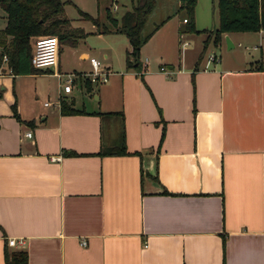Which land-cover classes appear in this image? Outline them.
<instances>
[{
    "label": "crops",
    "instance_id": "1",
    "mask_svg": "<svg viewBox=\"0 0 264 264\" xmlns=\"http://www.w3.org/2000/svg\"><path fill=\"white\" fill-rule=\"evenodd\" d=\"M131 4L123 0L119 16ZM183 17L166 16L136 68L124 56L113 69L109 48H98L104 82L85 75L94 56L79 40L121 33L99 32L90 19L84 31L82 19L67 18L85 35L60 44L54 66L14 73L1 58L0 264L20 250L27 264H264V30L223 32L217 44L206 34L202 51L225 34L232 47L260 51L255 59L210 50L207 64L184 32L215 31L218 12L216 27L194 22L198 32ZM41 77L53 82L40 101ZM74 91L90 98L76 106ZM60 100L79 111L61 113ZM120 141L126 153L96 154Z\"/></svg>",
    "mask_w": 264,
    "mask_h": 264
},
{
    "label": "trees",
    "instance_id": "2",
    "mask_svg": "<svg viewBox=\"0 0 264 264\" xmlns=\"http://www.w3.org/2000/svg\"><path fill=\"white\" fill-rule=\"evenodd\" d=\"M216 1L218 26L211 32L214 44L219 42L223 32L264 30V0ZM69 2L70 0H0V9L5 14V25L0 28V60L3 55L6 56L2 70H10L14 73L36 72L37 69L30 64V54L31 40L37 36L54 35L59 45L73 46L79 37L85 35L81 29L68 28L69 20L62 15V12L63 5ZM179 2V9L185 12L183 18L186 19L184 23L186 29L197 31L193 16L195 0H179ZM154 7L155 0H132L130 9L125 10L119 17H114L109 12V7L105 8L110 28L103 25L99 32L112 29L126 36L130 46L125 54L127 68L138 66L140 46L166 18L153 23L152 28L145 31V24ZM79 14L96 24V19L88 13L79 11ZM71 104L60 100V112L63 114L78 112L79 110ZM116 113L121 114V112ZM123 153L126 151L120 141L117 145L100 147L96 154ZM26 258V251L23 250L4 253L5 264H27Z\"/></svg>",
    "mask_w": 264,
    "mask_h": 264
},
{
    "label": "rangeland",
    "instance_id": "3",
    "mask_svg": "<svg viewBox=\"0 0 264 264\" xmlns=\"http://www.w3.org/2000/svg\"><path fill=\"white\" fill-rule=\"evenodd\" d=\"M123 0H73L71 3H66L63 5V12L62 15L66 18H68L70 21L73 20L75 24L76 18L79 19H86L82 16V14L78 13V9H81L83 11L88 12L90 15H92L96 19V24L99 29L103 27V25H108V21L106 18V7H109V12L114 16L118 17L120 12L123 9V6L121 5V2ZM117 6V9H112L113 4ZM176 0H155V7L153 11L149 14V18L145 24L144 30L147 31L151 29L153 23L160 21L161 19L165 18L166 16H172L171 22H175L176 20L181 21L182 16L185 15L184 10L176 11ZM216 0H196V4L194 6V22L197 28L202 29L203 27L207 28L206 30L210 29L211 27H216V19H217V11H216ZM125 11V10H124ZM123 11V12H124ZM122 12V13H123ZM4 18V12L0 10V28L2 27ZM72 22V21H71ZM91 22L87 20H83L82 22V30L87 31L91 28ZM68 28L75 29L68 25ZM186 37L192 41L191 47H189V52L197 53L201 52V45H203V39L206 34L211 36V32H200V34H191L189 32H184ZM34 39V38H33ZM33 39L31 41H33ZM79 42H83L84 45L90 47L91 49L89 52L94 56L95 59H97L101 64L103 63L101 52L97 51L98 48L103 46H107L109 48L108 54L110 55V59L112 61V68L113 69H120L121 68V60L124 58L126 54V50L128 51L129 43L127 41V38L124 34H107V35H97V34H87L82 39L79 40ZM150 44H148L147 48H149ZM245 48L244 43H240L239 45H235L231 48H226V44L223 42L220 46H214L211 41L207 42L205 50L202 51L201 55L204 58L207 56L208 52L212 50L215 52L218 56H222L224 58L227 57H245V58H252L255 59L258 58V55L260 53L258 50H253L250 48V45H246ZM64 49V47H63ZM103 50V49H102ZM101 50V51H102ZM62 52L60 57H65V51ZM250 52V53H249ZM249 53V54H247ZM257 54V56H256ZM252 56V57H251ZM73 64V63H72ZM100 64V65H101ZM69 68L71 67V62H68ZM83 66L81 68H90L89 62H85L82 64ZM4 66V65H3ZM75 68H80L79 61L74 65ZM33 80H31L32 82ZM52 78L49 77H41L37 78L36 80V87L37 92L36 95L40 99V101L45 98H47L46 93L51 89L52 85ZM94 87V86H93ZM97 86L96 88H98ZM97 90L95 89V92ZM76 95L75 99V105L81 106L82 97L84 99L90 98L89 95L82 94L83 96H80L77 91H74L73 93ZM92 97V96H91ZM51 97H49V100Z\"/></svg>",
    "mask_w": 264,
    "mask_h": 264
},
{
    "label": "built area",
    "instance_id": "4",
    "mask_svg": "<svg viewBox=\"0 0 264 264\" xmlns=\"http://www.w3.org/2000/svg\"><path fill=\"white\" fill-rule=\"evenodd\" d=\"M186 19H182L185 22ZM32 49L30 54V64L35 68H46L49 66H54L57 63V53H58V40L54 35H43L37 36L32 41ZM187 45L186 41L181 42V48ZM215 58L214 53H210L207 56V64L213 61ZM2 62H6V56H2ZM91 65V70L86 72L85 75L90 81L104 82L107 79V71H104L99 66V61L94 57L89 58ZM74 73L71 72L66 74L64 78V83L62 88L64 91L68 92L71 88V82L73 81ZM47 104V102H45ZM25 136H30L31 132L27 131ZM81 245L85 244V240L80 241ZM7 245L14 247H23L25 245L24 238H8Z\"/></svg>",
    "mask_w": 264,
    "mask_h": 264
},
{
    "label": "water",
    "instance_id": "5",
    "mask_svg": "<svg viewBox=\"0 0 264 264\" xmlns=\"http://www.w3.org/2000/svg\"><path fill=\"white\" fill-rule=\"evenodd\" d=\"M224 40L227 48H231L233 46L227 34L224 35Z\"/></svg>",
    "mask_w": 264,
    "mask_h": 264
}]
</instances>
